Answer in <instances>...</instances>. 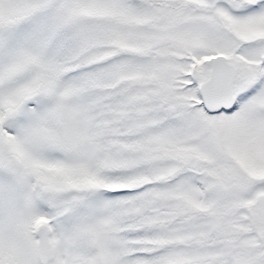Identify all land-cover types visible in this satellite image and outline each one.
Wrapping results in <instances>:
<instances>
[{
	"label": "snow or ice",
	"instance_id": "snow-or-ice-1",
	"mask_svg": "<svg viewBox=\"0 0 264 264\" xmlns=\"http://www.w3.org/2000/svg\"><path fill=\"white\" fill-rule=\"evenodd\" d=\"M0 264H264V0H0Z\"/></svg>",
	"mask_w": 264,
	"mask_h": 264
}]
</instances>
